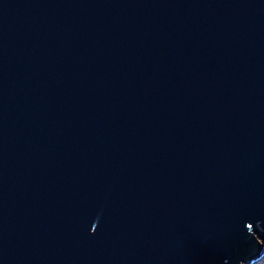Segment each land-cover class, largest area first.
Instances as JSON below:
<instances>
[{
  "label": "water",
  "instance_id": "water-1",
  "mask_svg": "<svg viewBox=\"0 0 264 264\" xmlns=\"http://www.w3.org/2000/svg\"><path fill=\"white\" fill-rule=\"evenodd\" d=\"M264 254V0H0V264Z\"/></svg>",
  "mask_w": 264,
  "mask_h": 264
},
{
  "label": "clouds",
  "instance_id": "clouds-1",
  "mask_svg": "<svg viewBox=\"0 0 264 264\" xmlns=\"http://www.w3.org/2000/svg\"><path fill=\"white\" fill-rule=\"evenodd\" d=\"M263 258H264V254H262V256H261L258 260H256L254 263H256V262L259 261V260L261 261ZM260 261H259V262H260ZM254 263H253V264H254Z\"/></svg>",
  "mask_w": 264,
  "mask_h": 264
},
{
  "label": "trees",
  "instance_id": "trees-1",
  "mask_svg": "<svg viewBox=\"0 0 264 264\" xmlns=\"http://www.w3.org/2000/svg\"><path fill=\"white\" fill-rule=\"evenodd\" d=\"M258 264H264V260L260 261Z\"/></svg>",
  "mask_w": 264,
  "mask_h": 264
},
{
  "label": "rangeland",
  "instance_id": "rangeland-1",
  "mask_svg": "<svg viewBox=\"0 0 264 264\" xmlns=\"http://www.w3.org/2000/svg\"><path fill=\"white\" fill-rule=\"evenodd\" d=\"M262 260H264V258H263ZM262 260H261V261H262ZM259 261H260V260H259ZM259 261H257V262H256V263H254V264H258V263H259Z\"/></svg>",
  "mask_w": 264,
  "mask_h": 264
},
{
  "label": "bare ground",
  "instance_id": "bare-ground-1",
  "mask_svg": "<svg viewBox=\"0 0 264 264\" xmlns=\"http://www.w3.org/2000/svg\"><path fill=\"white\" fill-rule=\"evenodd\" d=\"M257 260V259H256Z\"/></svg>",
  "mask_w": 264,
  "mask_h": 264
}]
</instances>
